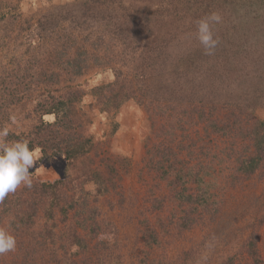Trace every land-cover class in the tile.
Wrapping results in <instances>:
<instances>
[{
	"label": "trees",
	"instance_id": "trees-1",
	"mask_svg": "<svg viewBox=\"0 0 264 264\" xmlns=\"http://www.w3.org/2000/svg\"><path fill=\"white\" fill-rule=\"evenodd\" d=\"M213 11L223 20L214 28L220 43L214 55L208 56L196 39L195 21ZM245 24L255 32L256 40L249 46L244 43ZM28 27L26 50L38 42L43 44L47 35L48 43L39 47L33 60L18 61L0 75V113L8 115L11 106L36 93L31 128L10 132L8 139L26 138L30 147H41L43 157L37 167L59 159L64 163L61 175L53 179L39 180L36 169L29 170L33 171L32 187L21 186L0 203V220L6 216L11 230L21 238L19 258H4L1 264H35L36 255L49 242L56 243L55 215L65 221L72 210L79 217L87 214L77 221L84 233L72 224L64 229L65 244L60 247L63 254L68 253L54 264H74L71 257L87 250V237L98 232L100 244L96 247L100 248L93 263L122 264L120 253L110 249L120 248L114 227L110 221L96 218L98 210L90 199L114 190L121 169L128 170L129 160L107 155L96 164L101 141L89 132V114L82 105L86 93L100 111L110 114L129 99L148 107L156 102L155 114L162 118L172 107L191 102L207 135H228L231 142L241 138L240 149L232 151L233 182L264 170V0H72L44 12ZM98 27H102L98 34L81 35L84 29ZM91 66L109 67L114 79L92 86L88 92L80 84L72 85ZM62 81L70 84L63 86ZM223 116L226 122L220 123ZM117 126L112 121L110 135ZM206 143L201 144V158L194 163L180 159L169 141L161 140L147 149L151 155L146 166L164 182L179 207L166 221L177 234L204 218L213 219L220 210L218 184L211 175L223 159L221 150H212ZM162 199L153 198L151 210L161 207ZM39 210L45 220L35 230ZM263 222L264 214L259 223ZM139 223L145 244L159 245V231L167 224L141 219ZM242 250L252 264H264L255 231L244 240ZM55 254H51L53 260ZM236 260L235 253L218 264H240Z\"/></svg>",
	"mask_w": 264,
	"mask_h": 264
},
{
	"label": "rangeland",
	"instance_id": "rangeland-1",
	"mask_svg": "<svg viewBox=\"0 0 264 264\" xmlns=\"http://www.w3.org/2000/svg\"><path fill=\"white\" fill-rule=\"evenodd\" d=\"M70 2L72 0H0V75L13 68L18 61L26 64L27 60H33L39 47L48 43L47 35L43 44L38 42L26 50L25 35L29 32L28 26L36 23L37 18L44 12ZM246 25L244 35L247 37L244 43L249 46L256 40L255 36H252L255 32L253 27ZM101 29L102 27L93 30L84 29L81 35L92 31L98 34ZM116 51L114 47V52ZM253 58H256V55ZM113 79L114 75L109 67L91 66L72 85L80 84L82 89L88 92L90 87ZM67 84L70 82L62 81L63 86ZM35 97L36 93H31L30 97L11 106L8 115L2 116L0 113V126L8 127L10 132L29 130L34 123L35 115L32 114V108ZM155 103L152 102L148 107L129 99L117 112L110 114L100 111L89 93H86L82 99L83 108L89 114V132L95 140L101 141L100 154L95 157L96 164L100 162V157L107 155L112 158L118 155L122 159L129 160V168L124 172L121 169L122 177L116 181L114 190L105 196L90 199V203L96 204L98 210L96 218L104 219L108 223L110 221L114 227L120 248L110 249L113 253H120L122 264H161L160 261L170 264H218L235 253L237 254L236 261L240 264H252L250 258L241 251H243L244 240L251 231H255L259 255L264 260V222L259 223L264 214V170L256 171L246 180L233 182L232 151L240 149L243 143L241 138L238 137L235 142H231L228 135L214 132L207 135L204 123L198 120L197 112L191 102L172 107L165 118L155 114ZM261 114L264 116V111ZM12 117L15 118V122L12 121ZM167 118H169L168 121ZM112 121L118 126L110 135ZM225 122L226 117L223 116L220 123ZM161 140L169 141L178 157L183 160L186 158L185 160L190 163L201 158L200 146L203 142H207L205 145L211 146L212 150H221L219 155L223 159L216 165L211 175V179L218 184L215 187L220 200L218 214L213 219L204 218L180 234L176 233L172 223H166L172 212L179 207L171 199V192L164 186V182L158 181L155 178V172L146 166L151 155L147 149H152L150 147ZM187 144L190 147H183ZM63 163V160L59 159L49 165L38 166L36 168L37 179L59 177L63 170ZM32 169L34 168L29 170ZM153 198H163L162 201L159 200L161 207H156L155 210H151ZM74 215L76 214L72 210L65 221L61 220V215H55L56 243L49 242L46 249H42L36 255L35 264H54L55 260L61 262V259L67 255L68 251L63 254V248L60 247V244H65L63 242L64 229L71 224L73 227L77 226V221H82L87 217L86 213L82 217ZM160 217L163 218L162 222L157 220ZM140 219L143 222L149 220L150 223H156V225L167 224L163 229L164 232L159 231V245L145 244ZM43 220L45 219L42 210H39L35 230H40ZM0 226L9 227L6 216L0 220ZM77 227L81 234L84 233L80 226ZM11 229L9 227L16 237L17 247L14 252L0 256V262L5 259L9 261L18 259L20 256L21 249H18V242L21 238ZM100 236L98 232L91 239L87 237V250L79 251L71 257L74 264H87V262L95 264L92 258L94 254L97 255L100 248L96 247L100 244L98 241ZM51 249L56 251L54 260L51 256L53 251L50 253ZM39 255H43V259L47 262L43 263Z\"/></svg>",
	"mask_w": 264,
	"mask_h": 264
},
{
	"label": "clouds",
	"instance_id": "clouds-1",
	"mask_svg": "<svg viewBox=\"0 0 264 264\" xmlns=\"http://www.w3.org/2000/svg\"><path fill=\"white\" fill-rule=\"evenodd\" d=\"M223 17L213 11L195 21L196 39L204 50V54L212 56L220 43L214 33L216 25L222 23ZM15 122V118H11ZM8 127H0V203L10 193H15L21 186L31 188L33 185V171L36 164L43 157V149L37 145L30 147L29 139L9 140ZM11 221L9 222V226ZM17 247L15 235L9 227L0 226V256L14 252Z\"/></svg>",
	"mask_w": 264,
	"mask_h": 264
}]
</instances>
